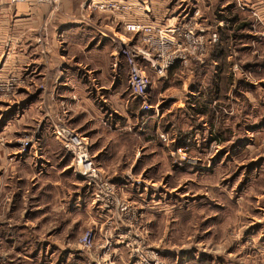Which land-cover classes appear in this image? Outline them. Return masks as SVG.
Instances as JSON below:
<instances>
[{
  "label": "crops",
  "instance_id": "crops-1",
  "mask_svg": "<svg viewBox=\"0 0 264 264\" xmlns=\"http://www.w3.org/2000/svg\"><path fill=\"white\" fill-rule=\"evenodd\" d=\"M107 1L130 9L127 14L95 19L93 5ZM12 2L0 0V77L27 70L32 80L19 87L18 95L6 104L5 114L14 110L10 119L19 127L43 118L44 127L30 156L20 157L12 141L0 146V261L4 264H75L85 257L75 240L82 229H99L100 212L84 183L69 171V161L55 141L45 115H65L74 128L91 133L105 112L111 115L116 131H123L124 124L136 119V103L127 92L125 63L114 57L113 41L109 40L110 33L113 40L129 37L122 30L126 23L143 22L146 17L161 19L191 2L200 3L203 11L210 9L218 47L213 48L205 66L184 77L181 89L169 86L165 90L170 93L167 100L173 103L170 110L181 116L182 126L176 130L175 141L181 143L192 137L197 132L195 127L202 128L203 123L216 128L213 141L219 144L218 154L202 166L188 168L194 170L195 179L211 182L207 186L216 195L218 183L225 179L220 166L224 156H240L256 146L260 124L264 123V0H177L171 5L168 0H59L56 8L60 13L47 5ZM247 11H254L259 21L254 23ZM236 14L239 20L227 28L228 22L221 18ZM71 16L77 18L72 21ZM243 21L247 27L241 26ZM44 22L49 33L47 62L41 59L35 45ZM235 64L250 71L256 81L249 82L234 73ZM141 66L151 78L148 64ZM180 77L179 68L173 67L169 78ZM42 81L45 92L36 89ZM93 83L92 94L89 85ZM189 83L196 87L190 89ZM231 89L235 99H240L238 115L226 117L221 109L219 113L224 118L218 124L211 122L216 102H222L224 110L228 106L222 100L223 90ZM150 118L144 117L149 119L147 141L154 140L160 127L159 121ZM11 120L0 127V138L9 134L5 130ZM210 138L204 137L202 146L194 148L196 155H205ZM155 140L150 144L162 155ZM109 153L104 152L99 160L101 169L110 160ZM191 182L200 184L194 179ZM219 194L223 193L218 191ZM129 200L136 202V195L130 194ZM116 261L126 264L125 252L119 251Z\"/></svg>",
  "mask_w": 264,
  "mask_h": 264
},
{
  "label": "rangeland",
  "instance_id": "rangeland-1",
  "mask_svg": "<svg viewBox=\"0 0 264 264\" xmlns=\"http://www.w3.org/2000/svg\"><path fill=\"white\" fill-rule=\"evenodd\" d=\"M174 1L177 0H168L169 5ZM12 3L19 2L13 1ZM24 4L33 5L32 3ZM198 6L202 7L200 3ZM47 7L53 10L55 8ZM97 7V5H93L92 8L95 19L101 20L116 15L115 12H102ZM180 9L181 7L176 13ZM54 12L60 13V10L56 8ZM172 13H169L168 17ZM210 13V9L203 11L204 17L208 19L206 28L209 32H211L210 26H212ZM74 18L77 17L71 16L70 20L73 21ZM47 25L44 22L38 29L35 40L38 54L42 56L41 59L44 62H47L48 56L49 33ZM123 27L122 30L125 34ZM128 36L131 35L128 34ZM205 39L207 41L206 37ZM109 40L113 41L112 33L109 34ZM206 41L204 40L207 52L201 57V62L191 59L186 66L175 64L167 71L165 78L157 77L151 71L152 76L149 78L144 71L150 81L146 103L151 106V110L144 112L142 110L143 101L133 99V102L136 103L134 109L136 119H130V122L127 120L128 124L122 126L123 131L115 130L116 128L111 122L113 119L108 112H105L104 118L96 123V130L93 133L84 131L85 129L74 128L65 115L46 113L45 118L50 122V131L55 141L62 148L66 160L69 161V171L72 175L84 183L73 173L71 155L55 138L54 132L58 128L72 131L86 139L88 153L95 167L116 187L115 199L129 206L130 211L123 216L116 215L119 211L118 209L114 210V207L110 211L102 212L101 205L94 203L93 191L84 183L91 193L92 203L100 212L102 220L100 226L105 221L107 223L108 216L114 213L109 218L116 215L120 220L117 221L120 223L119 226L124 224L128 227L129 222H134L139 224V230L146 228L147 235H143L146 245L150 250L156 252L166 264H264V123L260 124L261 133L257 136L256 146L248 148L247 153L240 156H234L232 153L221 156H224V164L220 166L225 167L224 170L222 168L225 179L218 183L217 195L207 186L211 182L203 181L198 177L195 179L193 177L194 170L188 169L194 164L202 166L212 159L213 154H218L219 144L213 141L216 128L210 127L208 123H203L202 128L195 127L197 132L192 137L181 143L175 141L176 130L182 126L181 116L170 110L173 103L171 100H167L170 93L165 90L169 89V86L177 88V90L181 89L182 81L188 73L194 72L195 69H201L207 64L213 45L219 41V38L217 42H211V44ZM175 66L179 68L180 79L169 78V72ZM233 67L235 68L234 73H238L241 78H245L249 82L256 81L252 73L244 71L239 64H235ZM26 72L27 70L18 74H10L5 78L0 77V123L3 124H0V127L11 120L14 111L10 110L5 114L6 104L12 102L18 95L21 85L32 80L30 74ZM234 78L237 79V77ZM188 85L190 89L193 86L196 87L195 84L189 83ZM94 88V83L89 85L92 94L95 92ZM36 89L45 92V83L42 81L36 86ZM224 90L222 100L224 98V102L228 106L224 110L221 108L222 102H216L210 120L215 124L224 118L219 113L221 109L226 117L236 118L238 115L237 103L240 99H235L233 89L225 92ZM71 99L77 101L75 96H72ZM145 115L159 121L157 124L160 127L154 140L159 142V149L163 151L162 155L158 154L151 146L150 143H154V140H146L149 119H144ZM11 121L12 123L5 130L10 135L0 138V146H5V143L12 141L17 147L20 157L30 156V151L36 145L39 133L43 130L44 119H38L26 127H19L14 120ZM204 137L212 138V141H208L209 148L205 151V155H196L194 148L202 146L201 142ZM23 142L28 143L25 149ZM98 151L101 152L95 157L94 153ZM107 151L110 152V160L101 169L99 160ZM191 179L200 184L195 186L196 184H192ZM218 191L223 194L218 195ZM132 193L136 195V202L129 200ZM131 213L136 215L133 216ZM127 227L120 228L129 230ZM87 229L80 231L76 237V243L80 235ZM124 250V248L117 247L116 255L119 251L125 252ZM85 260L84 257L75 264H80ZM0 264H4V262L1 260ZM126 264H130L129 261Z\"/></svg>",
  "mask_w": 264,
  "mask_h": 264
},
{
  "label": "built area",
  "instance_id": "built-area-1",
  "mask_svg": "<svg viewBox=\"0 0 264 264\" xmlns=\"http://www.w3.org/2000/svg\"><path fill=\"white\" fill-rule=\"evenodd\" d=\"M12 1L55 8L59 2V0ZM197 4L191 2L188 5H181V9L169 17L168 15L161 19L146 17L143 22L126 23L123 29L131 36L113 40L114 57L122 58L127 69L129 95L132 99L143 101L144 112L151 110V106L146 103L150 81L141 63H147L153 75L165 78L167 71L175 64L186 66L191 59L202 61L201 57L207 52L205 37L209 44L218 41L216 32L212 31L214 26H210L211 32L207 30L208 19L204 17L203 9ZM97 6L102 12H115L120 15L127 14L130 9L128 5L114 1L103 2ZM247 13L254 23L256 20L259 21L254 11ZM54 134L66 152L71 155L73 173L93 191L94 203L101 205V211H110L114 207V210L119 211L116 215H127L130 211L129 206L115 199L116 187L95 167L88 153L86 139L60 128L56 129ZM23 143L25 149L28 143ZM116 215L111 219L108 216L107 223L105 221L97 231L87 229L77 239V244L86 259L80 264H117V247L125 249L130 264H166L146 245L143 237L147 235L146 228L139 230V224L134 222H129L128 227L124 224L119 226L120 223L117 221L120 220ZM120 227H127L129 230H122Z\"/></svg>",
  "mask_w": 264,
  "mask_h": 264
},
{
  "label": "trees",
  "instance_id": "trees-1",
  "mask_svg": "<svg viewBox=\"0 0 264 264\" xmlns=\"http://www.w3.org/2000/svg\"><path fill=\"white\" fill-rule=\"evenodd\" d=\"M221 19H223V20H225L226 22H228V25H227V28L228 27H231V25H233V24H235V23H237V21L239 20V16L236 14V15H234V16H232V17H225V18H221ZM212 24V23H211ZM215 25V23H213L212 24V26H214ZM247 25H248V23H246V22H244L243 21V23L241 24V26H246L247 27ZM215 43V42H214ZM218 47V45H217V43H215L214 45H213V48H215V47Z\"/></svg>",
  "mask_w": 264,
  "mask_h": 264
}]
</instances>
